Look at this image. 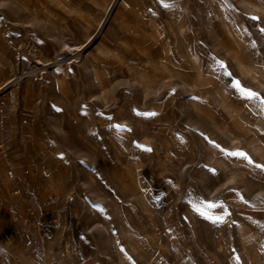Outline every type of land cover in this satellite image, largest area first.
Returning <instances> with one entry per match:
<instances>
[{"label":"rangeland","instance_id":"obj_1","mask_svg":"<svg viewBox=\"0 0 264 264\" xmlns=\"http://www.w3.org/2000/svg\"><path fill=\"white\" fill-rule=\"evenodd\" d=\"M172 12L196 63L160 42ZM54 55L65 73L37 78ZM163 55L187 76L156 80ZM5 80L0 264H264V16L236 0H0Z\"/></svg>","mask_w":264,"mask_h":264},{"label":"bare ground","instance_id":"obj_2","mask_svg":"<svg viewBox=\"0 0 264 264\" xmlns=\"http://www.w3.org/2000/svg\"><path fill=\"white\" fill-rule=\"evenodd\" d=\"M121 2L122 0H118V2ZM240 5L241 7L243 8H246V9H249L253 12H256L258 14H261L262 16H264V4L262 3H259L257 1H254V0H236ZM64 4V3H63ZM125 4V3H124ZM126 5V4H125ZM111 8V7H110ZM109 8V9H110ZM220 8H221V11L223 13H226L227 12V9H228V4L227 2L225 1H222L220 3ZM84 8H81V9H77V10H83ZM87 11V10H86ZM88 12V11H87ZM173 13V16L174 15H177L178 14V19L176 20V18H173L171 21L173 23V26H174V30L172 32V35H170L167 39L165 40H158L161 42V44L164 46V49H167L168 50V47H171L172 44H173V40L175 39L176 40V45L183 49V54H184V57L186 58L185 60L186 61H190V62H198V57H197V53H198V49H200V44H195L194 45V38H195V35L194 33L193 34H184V32L180 31V28L182 26V24H184V22L181 21V16H180V13L179 12H172ZM177 13V14H176ZM171 23V24H172ZM112 25V24H110ZM165 26V25H164ZM239 26V25H238ZM70 27V26H69ZM109 27V26H107ZM166 27V26H165ZM64 28V27H63ZM72 30V29H71ZM100 34V33H99ZM164 34V33H162ZM160 34L162 37L163 35ZM94 33L90 34L89 36H87L84 40H80L78 39L77 37H74L72 35V40H73V43L70 47L69 50H67V53L70 55H73V49L75 50H79L80 53L82 55L85 54V52L87 51L86 47L88 44L91 43V41L95 38V35ZM104 35V34H103ZM194 35V36H193ZM134 36V35H133ZM153 36V35H151ZM160 36V37H161ZM193 36V37H192ZM104 37V36H103ZM192 37V39H191ZM98 40H100V44L98 46V49L96 50V53L93 54L94 57H102L104 55V50L101 48L102 46V38H101V35L98 37ZM130 40V39H129ZM102 43V44H101ZM194 45V46H193ZM126 47V46H125ZM161 48V46H160ZM159 48V49H160ZM89 50V49H88ZM167 50H165L166 52H168ZM171 50V49H170ZM178 50V49H177ZM91 53V52H90ZM180 53V52H179ZM86 55V54H85ZM161 56V55H160ZM175 56V55H174ZM93 57V56H92ZM237 58V56L235 57ZM239 59V58H238ZM59 57L57 56H52L49 60L48 63L44 64L43 69H38L37 73L35 74V76L37 78H43V79H47V73H54V71H57V69H60L61 72H64L66 71V65L65 63H60L58 65H53L55 62H58ZM61 61V60H60ZM127 61V60H126ZM157 61V60H156ZM237 61V59H236ZM153 63H159V68L160 69H163V72H162V75L159 76L157 79L155 78V75L153 74V72H148L149 75H151V77L153 79H156V80H159L161 78H164L165 75L167 76H176V77H179L180 78H185L187 76V74L185 73V69L183 68V61L180 60V59H177V58H173V57H170L169 55L166 56V55H163L162 57H160V59H158V62H153ZM74 64V63H73ZM116 66V65H115ZM258 66V65H257ZM156 67V66H155ZM120 68V67H119ZM158 68V69H159ZM116 68L114 67V70ZM239 71L242 73V74H252L253 76H256V75H260L261 73L259 72V70H256V68H254L253 66L249 65V64H246V63H240L239 64ZM60 72V73H61ZM204 73L202 74V77L204 79H213V73L209 70V69H206L205 71H203ZM165 74V75H164ZM218 76L220 74H217ZM251 75V76H252ZM20 76H25V74H21ZM19 76V77H20ZM201 76V75H200ZM99 77V73H97L96 71V78ZM101 77V75H100ZM259 77V76H258ZM258 77H256L257 79H259ZM27 79V78H25ZM104 79V78H103ZM112 79V78H111ZM177 79V78H175ZM162 80V79H161ZM195 80V79H194ZM197 80V78H196ZM199 80V79H198ZM23 81V80H22ZM21 81V82H22ZM155 81V80H154ZM163 82L165 80H162ZM167 81V80H166ZM165 81V82H166ZM6 80L5 81H2L0 82V90H2L6 84ZM105 82V81H104ZM11 83V82H10ZM168 83V82H167ZM202 83V82H201ZM12 84V83H11ZM28 82L25 83V86H27ZM161 84V83H160ZM203 84V83H202ZM8 85V84H7ZM167 85V84H166ZM12 86V85H11ZM105 86V85H104ZM197 86V85H196ZM104 88V87H103ZM106 89V88H105ZM142 89L144 90V92L148 91L147 90V87H142ZM173 97V96H172ZM225 103H227V106L226 104H222L223 106L227 107V108H230V110L232 111L233 110V106L227 101L225 100L224 101ZM147 104V103H145ZM201 104V103H200ZM206 104V103H205ZM239 105V104H238ZM229 106V107H228ZM243 107V106H242ZM200 108V106H199ZM202 109V108H201ZM223 110V109H222ZM225 110V109H224ZM228 110V109H227ZM227 110H225V112H227ZM203 111V110H202ZM230 111V112H231ZM241 111V110H240ZM206 112V111H205ZM239 112V111H238ZM237 112V113H238ZM210 114V113H209ZM208 114V116H209ZM229 114V113H228ZM236 114V113H235ZM154 115V114H153ZM213 115V114H212ZM218 115V114H217ZM220 115V114H219ZM237 115V114H236ZM238 115L240 116V118L242 119V121H244V125L247 124V123H251L253 121L252 117L249 116L248 112L247 111H241L240 113H238ZM213 117V116H212ZM211 118V117H210ZM221 119V118H220ZM238 121V120H237ZM240 122V121H239ZM241 124V123H240ZM236 125V124H235ZM234 125V126H235ZM231 129V128H230ZM232 140H236V137L233 136ZM259 147H264V145L262 144V142L258 145ZM215 155V154H213ZM213 158V157H212ZM240 159V158H239ZM241 163H244L245 161L244 160H240ZM247 164V163H246ZM263 194V193H262ZM7 229V228H6Z\"/></svg>","mask_w":264,"mask_h":264},{"label":"snow or ice","instance_id":"obj_3","mask_svg":"<svg viewBox=\"0 0 264 264\" xmlns=\"http://www.w3.org/2000/svg\"><path fill=\"white\" fill-rule=\"evenodd\" d=\"M237 87H239V85L237 84ZM242 91H246V90H243L242 89ZM246 94L249 96V97H253V96H255L256 94L255 93H252L251 91H246ZM147 150H151V149H147ZM233 155H240V156H245V154L244 153H233ZM258 167H260L259 165H258ZM212 205H210V207H211Z\"/></svg>","mask_w":264,"mask_h":264},{"label":"built area","instance_id":"obj_4","mask_svg":"<svg viewBox=\"0 0 264 264\" xmlns=\"http://www.w3.org/2000/svg\"><path fill=\"white\" fill-rule=\"evenodd\" d=\"M2 130H3V120L0 119V132H2Z\"/></svg>","mask_w":264,"mask_h":264}]
</instances>
